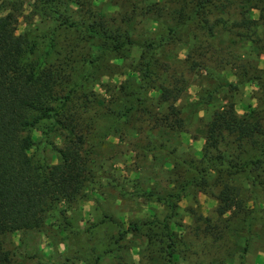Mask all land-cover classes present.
Segmentation results:
<instances>
[{
    "label": "trees",
    "instance_id": "trees-1",
    "mask_svg": "<svg viewBox=\"0 0 264 264\" xmlns=\"http://www.w3.org/2000/svg\"><path fill=\"white\" fill-rule=\"evenodd\" d=\"M99 3L117 9L105 14ZM20 17L27 24L16 35ZM260 23L264 0H0V264H10L5 233L40 230L51 211L64 215L85 196L111 137L131 148L134 172L155 164L169 178H106L157 208L127 226L104 216L118 231L96 264H134L115 254L129 235L144 240L148 264H190L180 203L208 194L214 222L187 210L195 236L242 238L208 264H245L264 238V69L247 58L264 54ZM187 76L205 87L181 107ZM246 84L260 97L240 114L235 96ZM183 110L186 121L209 112L199 158L181 150Z\"/></svg>",
    "mask_w": 264,
    "mask_h": 264
},
{
    "label": "rangeland",
    "instance_id": "rangeland-1",
    "mask_svg": "<svg viewBox=\"0 0 264 264\" xmlns=\"http://www.w3.org/2000/svg\"><path fill=\"white\" fill-rule=\"evenodd\" d=\"M98 6L105 14H111L117 9L105 3H99ZM27 13L26 10L24 14ZM257 19L258 14L254 13L251 22L254 23ZM26 24V20L20 17L16 35L22 32ZM260 24V27L264 28V23ZM247 58L249 62L252 61L264 69V54L257 57L255 53H250ZM187 79L191 86L187 90L186 97L179 103L181 107L187 106L186 103L191 100H196L197 95L201 93V88L205 87L200 77L187 76ZM259 97L260 92L254 85H244L235 96L238 112L241 114L247 111V107L254 106ZM183 111L186 112L181 116L185 122L184 132L180 137L183 143L181 150L185 153H193L199 158L204 143V127L209 121V112H198L186 121L185 118L190 111ZM30 134L33 140H38L40 136L39 131H33ZM100 149V155L94 157L93 177L81 200L69 207L64 215L51 211L47 223L40 230L7 232L2 236L1 240L9 254L10 264H96L94 262L96 255L105 250L111 238L117 236L118 231V227L110 223L108 219H104V216H111L126 226L129 221L154 216L153 210L157 208L156 205L133 197H122L115 189L109 187L106 178L110 177L122 182L141 176L164 186L169 176L159 172L155 164H148V170L134 172L135 159L131 148L118 138H109ZM29 153L34 154L32 150ZM34 155L40 156L39 153ZM44 155L50 165L57 163L56 155L48 149L45 150ZM246 195L243 190L240 195L243 199L242 202L240 201L242 205ZM216 206L217 202L210 194L200 195L196 199L188 198L180 203L182 217L179 221H182L185 230L183 240L189 251L187 257L190 264H208L214 259H223L224 256L220 257L224 255L227 248L232 246L234 249L235 244L237 247L241 246L242 238L231 233H227L224 236L225 239L219 243H214L202 236H195L194 221L191 216H187V210L191 208L196 214L214 222ZM123 244L124 248L115 252L116 257L122 255L128 262L148 264L139 258V252L144 248V240L129 235ZM237 256L233 257V263L239 262ZM97 264H112V261L109 257L103 256ZM245 264H264V238L253 243Z\"/></svg>",
    "mask_w": 264,
    "mask_h": 264
}]
</instances>
